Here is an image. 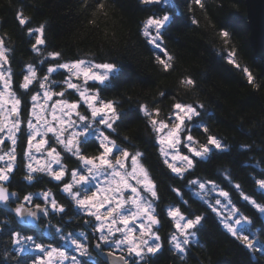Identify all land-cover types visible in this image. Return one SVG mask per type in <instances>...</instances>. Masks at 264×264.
Instances as JSON below:
<instances>
[{
    "label": "snow or ice",
    "instance_id": "6c2138e0",
    "mask_svg": "<svg viewBox=\"0 0 264 264\" xmlns=\"http://www.w3.org/2000/svg\"><path fill=\"white\" fill-rule=\"evenodd\" d=\"M208 3L138 0L149 13L138 31L161 74L177 68V55L166 42L172 28L201 27L199 12L216 29ZM81 6L91 9L88 24L101 38L95 51L53 45L47 22L33 26V17L17 7L18 34L34 59L20 61L14 70V41L0 31V264H159L165 253L188 264L198 259L193 250L204 247L200 234L209 214L259 262L264 202L248 194L228 169L217 170L222 182L197 175L201 164L232 150L210 127L214 110L199 98H185L198 97L197 78L185 74L177 89L134 98L122 58L108 54L122 37L98 24V19L108 23V0H81ZM216 37L222 42L217 53L258 89L256 76L238 62L229 27L221 24ZM138 121L150 135L124 134ZM152 148L160 167L181 184L167 185L175 201L165 203L148 155ZM247 166L264 176L260 161ZM252 179L264 198V178ZM16 184L22 185L19 191L13 190ZM185 194L205 211L197 214ZM241 200L259 223L238 206ZM166 225L170 231L164 232Z\"/></svg>",
    "mask_w": 264,
    "mask_h": 264
},
{
    "label": "trees",
    "instance_id": "16d2710c",
    "mask_svg": "<svg viewBox=\"0 0 264 264\" xmlns=\"http://www.w3.org/2000/svg\"><path fill=\"white\" fill-rule=\"evenodd\" d=\"M108 3L111 7L108 23L98 19V24L100 28L116 31L122 37L118 49L108 54L122 58L126 65L129 85L134 84L129 94L135 98L136 95L155 93L164 87L177 89L182 75L191 74L196 77L199 83L196 90L198 97L188 95L185 98L205 101L215 112V118L209 121L211 129L224 136L232 145L230 153L217 155L211 161L201 164L197 175L222 182L217 170L228 169L248 194L259 202H264L252 179L253 175L257 178L264 176L258 170L247 166L260 161L264 167V151L260 150L264 148V56L257 57L250 45L244 0H209L208 15L216 25L215 30L199 12L197 18L201 20V27L181 25L172 28L166 42L170 51L177 55V68L168 75L161 74L152 62L150 45L144 43L138 31L140 21L149 13L140 9L138 0H108ZM17 7H22L25 15L33 17V26L47 22V35L53 45H61L69 50L79 49L81 52L96 50V42L101 38L98 30L88 24V20L92 18L89 15L91 9H83L81 0H0V21H3L0 23V31L10 33L14 41V70L21 67L20 61L30 62L34 59L26 40L21 39L18 34L19 29L14 18ZM221 24L228 26L233 33L232 44L238 50V62L249 67L256 76L260 85L258 89L247 83L246 76L240 69L227 64L217 53L216 49L222 46V42L216 37V31ZM179 91L183 96V91ZM122 131L132 137L138 134L150 135L142 121ZM140 143L143 147V142ZM240 144L251 145V150L239 149ZM148 155L156 164L157 179L162 181L160 188L167 197L165 203L175 201L176 197L168 191L167 185L172 183L175 187H181V184L172 180L157 163L155 148ZM21 175L22 173H17L18 180ZM21 187L22 185L16 184L13 189L19 191ZM185 199H190L188 194H185ZM190 203L197 210V214L205 211L195 198H191ZM238 206L245 210L246 215L257 220L255 210L246 205V202L241 200ZM53 222L57 223L55 220ZM167 231L170 228L166 225L164 232ZM200 235L204 247L193 250L198 259H189L188 264H264V258L258 262L255 257L250 256L211 214ZM159 264H178V261L172 258L171 253H165Z\"/></svg>",
    "mask_w": 264,
    "mask_h": 264
},
{
    "label": "water",
    "instance_id": "95a60500",
    "mask_svg": "<svg viewBox=\"0 0 264 264\" xmlns=\"http://www.w3.org/2000/svg\"><path fill=\"white\" fill-rule=\"evenodd\" d=\"M246 25L254 54L264 56V0H244ZM14 190V189H13ZM15 207V205H13Z\"/></svg>",
    "mask_w": 264,
    "mask_h": 264
},
{
    "label": "flooded vegetation",
    "instance_id": "af4514ba",
    "mask_svg": "<svg viewBox=\"0 0 264 264\" xmlns=\"http://www.w3.org/2000/svg\"><path fill=\"white\" fill-rule=\"evenodd\" d=\"M15 190V189H14Z\"/></svg>",
    "mask_w": 264,
    "mask_h": 264
},
{
    "label": "rangeland",
    "instance_id": "374dc122",
    "mask_svg": "<svg viewBox=\"0 0 264 264\" xmlns=\"http://www.w3.org/2000/svg\"><path fill=\"white\" fill-rule=\"evenodd\" d=\"M7 143V142H6Z\"/></svg>",
    "mask_w": 264,
    "mask_h": 264
}]
</instances>
